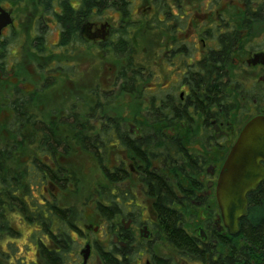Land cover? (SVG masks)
<instances>
[{"label":"flooded vegetation","instance_id":"flooded-vegetation-1","mask_svg":"<svg viewBox=\"0 0 264 264\" xmlns=\"http://www.w3.org/2000/svg\"><path fill=\"white\" fill-rule=\"evenodd\" d=\"M129 1L134 12L133 16H137L136 20L141 19L139 11H142L145 21H152L155 14L151 5L153 0H144V5L147 4L145 8L142 0ZM192 1L200 4V1L204 0ZM208 1L205 7H208L210 13L204 22L198 19L199 15L192 16L196 10L190 12L186 10L183 0H168L170 15L164 13L161 18L165 16V20L170 17L174 19L170 18L168 24L164 23L167 30L143 32L146 34L145 37L159 36L157 56L165 68V75L162 72L161 76H155V79L159 78L160 81H152L154 78L152 79L151 71L144 66L145 72L141 84L144 108H146V111L141 113L142 116L148 113L153 105L158 104L160 107V139L163 149L160 153L161 158L150 161L151 166L146 167L145 159H135L134 156L130 158L119 141L108 154L109 157L112 151L116 153L112 158L113 164L107 165L113 175L116 174L118 177V181L112 185L111 192L114 212L119 216L118 218L127 220L130 226L138 230V240L146 244L142 251L143 255L146 253L149 255L152 251L149 250V246L153 243L148 237L150 231L153 237L157 223L156 203L148 196L147 187L140 178L146 168L148 171H160L163 175L162 179L164 181L170 179L171 182L176 181L171 178L172 176L184 182L180 174L192 173L195 176V187L191 185L192 182L185 181L178 191L173 183L179 203L173 205L172 202V207L178 211L188 212L189 216H192L191 225L193 224L196 236L203 243L208 242L211 232L228 240L233 237L225 229H219L220 226L222 227V222L216 202L217 182L223 164L243 127L251 119L264 116V61L253 63L255 55H264V0ZM115 2L117 0H97L96 7L88 16L86 3L82 0H0L2 21L0 112L5 111L8 115L5 121L0 123L14 117V109L19 108L17 114L19 116L25 99L30 102L29 112L33 115H41L38 110V107L40 109L38 97L48 88L57 87L56 83L60 79L57 80L56 76L65 77L68 81L74 76L75 64L70 61L65 65L64 71L54 70L55 63L52 61L45 63L44 71L40 72L41 42L46 47L47 54L57 53L61 50L58 47L61 34H68V37L76 34L75 46L81 47L77 50L83 51V48L88 50L87 45L96 44L99 57H104V46L110 39V34H113L118 27L120 9L114 5ZM102 27H105V30ZM189 29L193 33L186 34ZM98 32L107 34V37L87 40L84 35ZM48 34H56L57 39L54 43H48ZM71 46L72 44L67 50H70ZM25 66L28 71L31 67V81L23 72ZM117 73L115 67L113 87L120 85ZM48 83L51 86L43 88L46 86L44 84ZM72 103L65 110L58 111L53 108L42 115L54 111L60 115L64 114ZM80 106L82 109L88 108V106L83 108V104ZM122 130L128 134L129 140H141L144 131L149 129L141 127L126 129L124 126ZM174 168L176 173H173ZM101 175L102 183L104 182L102 172ZM262 184L264 179L254 191ZM137 190L145 200L150 201L149 208L137 202ZM93 197L94 212L97 215L98 204L110 205L106 200L101 199L98 202L100 199ZM60 204L64 205L61 202ZM147 213L152 217L145 218L144 215ZM136 216H139V220H136ZM122 220L120 223L113 221L112 233L108 232L107 226L105 227L104 235L106 237L111 235L112 240L105 242L94 240L93 244H85L94 248L98 258L97 249L102 248L106 242H112L117 248L128 247L130 254L134 252L136 236L126 228ZM82 228L81 240L85 241L87 234L84 231L88 228L85 224L84 226L82 224ZM146 229L149 232H146L148 237L145 239L142 233ZM115 236L117 239L114 241ZM122 243L124 246H121ZM213 243L215 244L216 240H213ZM77 256L82 257L81 264H83L80 250ZM117 256L116 254L115 257ZM171 258L172 264H175L174 262L203 264L201 259L191 261L182 256ZM135 263L140 264V260H135ZM144 264L160 263L152 261L150 256L144 260Z\"/></svg>","mask_w":264,"mask_h":264},{"label":"trees","instance_id":"trees-1","mask_svg":"<svg viewBox=\"0 0 264 264\" xmlns=\"http://www.w3.org/2000/svg\"><path fill=\"white\" fill-rule=\"evenodd\" d=\"M82 1L86 3L87 15L90 16L97 0ZM167 1L153 0L151 5L155 14L150 22L145 21L142 11H135L141 19H133L134 12L129 0L115 2L114 5L120 9L118 27L110 34L104 52L112 55L117 68L119 96L129 95L136 101L143 100L141 84L145 68L138 61L137 48L141 37L146 35L143 32L167 30L164 23L168 24L174 19L161 18L164 13L170 15ZM76 39V34L69 37L68 34H61L58 45L61 50L48 54L41 42L40 72L44 71L45 63L52 61L55 63L54 70H66L65 65L73 60L74 53L78 51ZM71 44V49L67 50ZM44 85L45 89L51 86L50 83ZM99 91L95 87L88 92L92 102L88 108L82 109L81 101L76 100L61 115L57 111L33 115L29 112L30 102L25 99L19 116V108L14 109L15 116L0 123V264L17 262L14 240H18L21 233L13 226V217L32 228L28 242L35 251V260L31 264H75L77 241L82 238L84 212L75 205H61L58 199L61 192L74 184L71 169L62 164L74 152L90 154L104 176V182L98 183L91 195L99 198L98 202L102 199L110 203L108 206L97 205L98 217L107 223L109 233L113 232V221L119 217L114 212L111 194L112 185L118 181V177L106 164L109 151L119 141L130 158L145 159L146 167L151 166L150 161L161 158L159 105H153L143 116L141 113L146 108L143 106L142 110L139 109L137 122L142 129L149 130L144 131L141 140H129L128 134L122 130L125 123L123 118L107 110L113 92ZM173 171L176 173L175 168ZM180 176L183 181L196 185L192 173H182ZM140 178L147 187L148 196L156 203L154 241L172 248L177 256L191 261L201 259L203 264H264V184L248 194L247 212L240 220L237 235L228 240L211 232L208 242L203 243L191 225L192 216L172 207V202L173 205L179 203L173 183L179 191L185 181L181 182L176 176L171 177L176 180L174 182L170 179L164 181L160 171H148V168ZM213 240H216L215 244ZM3 243L5 249H1ZM97 250L102 264H135L128 247L117 248L108 242ZM149 253L152 261L173 263L170 256L156 255L152 251Z\"/></svg>","mask_w":264,"mask_h":264},{"label":"rangeland","instance_id":"rangeland-1","mask_svg":"<svg viewBox=\"0 0 264 264\" xmlns=\"http://www.w3.org/2000/svg\"><path fill=\"white\" fill-rule=\"evenodd\" d=\"M183 1L188 12L196 10L193 12L192 16L199 15L198 19L206 22L205 18H207L210 13L208 7H205L209 2L208 0H204L203 2L200 1V4L192 0ZM142 5H144V3H142ZM146 5L147 4H145L143 8H145ZM133 17V19H137V16ZM190 33H193L191 29H189L188 33L186 34ZM189 36L190 35H188V37ZM56 39V34H48L47 36L48 43H54ZM158 41V35H149L144 38L141 37L139 46L137 48L139 54L138 61L143 64L146 69L148 68L151 71L153 76L152 79L154 78L152 81H160L159 78L155 79V76H161L162 72L165 75V68L161 64L160 58L157 56L160 45ZM95 45L91 44L88 50L83 48V51L78 50L74 53L73 60H71V62L75 64L74 76H72V78L70 77V81L66 80L65 77L63 78L56 76L57 80L60 79L56 83L57 87L55 89L54 87H50V89L48 88V90L38 97L40 106V109L38 107L39 113H46L49 109L53 108L57 109L58 111L65 110L68 108V105H70L75 100L83 101L84 103L81 102V104H83L82 107H87L92 104V102L89 100L88 92L96 87L99 88V92H113L112 95H110L111 103L108 105L107 110H109V113L123 118L126 129H128V127H140L137 119L140 118L139 109H143L144 101H136L129 95H116L118 92V86L113 88L115 64L112 59V55L106 53L103 58H100ZM79 48L81 47H78L77 49ZM23 72L31 81V67L28 71L27 66H25ZM168 77H170V73H168ZM7 116L8 115L5 111L0 112V122L5 121ZM114 154H116L115 151H112L109 155V160L107 161L108 166L113 164L112 158ZM62 164L68 166L71 169V172L74 176V184L69 185L67 190L59 194V200L64 205H75L80 208L84 212L83 226L85 224V226L88 228V230L84 231L87 234V239L85 241L80 239L77 243V252H79V250L83 251L85 249L86 243L93 244L94 240L100 242L112 240L111 235H108L107 237L104 235L107 223H104L102 219H100L94 212L95 198L93 195H91V192L98 183L101 184L102 175L92 156L81 151H76L71 156L64 159ZM136 193L137 202L142 206L145 205L147 208H149L148 204L150 205V201L148 202V200H145L143 196L140 195L139 190H137ZM144 216L145 218L152 217L150 213H147ZM120 220L122 219L117 217L116 220H114V223H120ZM136 220H139V216H136ZM122 222L126 228L136 236L134 242L135 247L133 248L134 252L131 253V255H133L134 263L135 260L139 259L140 264H144V260L150 257V254L148 255V253L144 255L142 253L146 244L142 243L141 240H138V230L134 226H130L128 221L125 219H123ZM12 224L21 233L19 239L14 240V246H17L15 252L17 262H13V264H21L22 262V264H31V262L35 260V251L28 242V237L32 228L24 224L16 217L12 218ZM149 230L146 229L145 232H149ZM151 234L152 233L150 231L148 239L151 240L153 244L149 246V250H152L153 254L161 256L166 255L173 257V259L177 256L175 255V252L172 250V248L161 244L159 241H154L155 231L153 232V237H151ZM1 247V249H5L4 243ZM139 253L143 256H140ZM176 260L178 261L177 258ZM81 263L82 257L77 256L76 264ZM174 263L178 264L177 262ZM86 264H102L93 247H89L88 260Z\"/></svg>","mask_w":264,"mask_h":264},{"label":"water","instance_id":"water-1","mask_svg":"<svg viewBox=\"0 0 264 264\" xmlns=\"http://www.w3.org/2000/svg\"><path fill=\"white\" fill-rule=\"evenodd\" d=\"M0 18V26H1ZM105 30V27H102ZM100 32V31H99ZM84 34L87 40L105 39L107 34ZM102 32V30H101ZM262 54L255 55L253 63L263 62ZM264 116H257L243 127L230 150L216 186V202L222 227L230 236L239 233L240 220L246 215L248 193L254 191L264 179ZM145 230V228L143 229ZM202 233V232H201ZM143 238L148 235L145 231ZM117 237H114V241ZM121 246H124L122 243ZM89 245L81 251L83 264L88 258Z\"/></svg>","mask_w":264,"mask_h":264}]
</instances>
